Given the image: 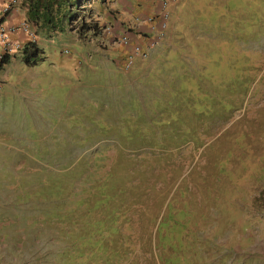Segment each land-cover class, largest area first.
Returning a JSON list of instances; mask_svg holds the SVG:
<instances>
[{
  "label": "rangeland",
  "instance_id": "374dc122",
  "mask_svg": "<svg viewBox=\"0 0 264 264\" xmlns=\"http://www.w3.org/2000/svg\"><path fill=\"white\" fill-rule=\"evenodd\" d=\"M171 7L144 69L115 65L117 41L76 29L41 45L36 64L4 67L0 264H36L54 177L76 166L81 187H105L130 165L158 214L152 225L134 211L124 228L151 236L142 264H264V0ZM165 94L160 113L149 101Z\"/></svg>",
  "mask_w": 264,
  "mask_h": 264
},
{
  "label": "trees",
  "instance_id": "16d2710c",
  "mask_svg": "<svg viewBox=\"0 0 264 264\" xmlns=\"http://www.w3.org/2000/svg\"><path fill=\"white\" fill-rule=\"evenodd\" d=\"M109 1L111 0H22V4L26 6L28 21L44 37L76 29L80 38H86L90 35L97 37L102 32L103 25L93 17L96 13L93 3L104 6ZM125 33L133 39L128 32ZM42 52L36 41L29 40L23 43L21 50L14 56L31 66L41 60ZM12 57L3 55L0 69ZM157 85L159 84H154L155 87ZM167 96L169 97L165 94L164 98L149 101L155 106L154 110L163 113L168 108V102L164 100ZM155 136L156 134L153 137ZM100 159L97 156L96 162L99 163ZM89 163L91 165L90 160ZM85 171L82 170L79 174V169L75 166L67 174V178L54 177V185L51 186L48 197L49 205L44 211L45 220H41V225L49 220L46 216L55 225L48 226L49 232L46 233L42 229L37 237L35 246L40 248L34 252L36 264H142V260L152 258L151 236L140 235L137 242L130 232L124 230L125 227H132L134 211L139 212L138 216L142 218L145 216L147 224L154 225L158 219V214L152 217L145 210L147 206L143 207L145 191L141 188L134 189L144 179L137 182L130 165L126 178L117 172L120 177H113L111 183L104 187L101 180H95V177L86 188L78 183L88 174ZM144 177L147 178V175ZM64 178L66 179L63 180ZM67 194L70 198L68 203L65 202ZM61 195L63 196L60 197ZM145 244L147 247H144Z\"/></svg>",
  "mask_w": 264,
  "mask_h": 264
},
{
  "label": "built area",
  "instance_id": "2783aa9c",
  "mask_svg": "<svg viewBox=\"0 0 264 264\" xmlns=\"http://www.w3.org/2000/svg\"><path fill=\"white\" fill-rule=\"evenodd\" d=\"M179 0H158V8L156 12L139 19L136 17L137 25L146 23L149 27V35L144 42L130 39L127 33L115 34L111 25L106 24L103 27V35L114 37L115 40L124 47H129L126 50L124 57V69H129L136 59H146L149 50L153 48L160 38L164 36V31L167 26L169 9ZM20 0H9L0 7V60L3 55L14 56L21 50L23 43L19 40L12 39V35L18 32H23L28 36L30 41H36V31L31 28V23L27 18L20 20L18 23H4L2 17L9 13L13 8H17ZM34 27V26H33ZM35 29V28H34ZM65 51H67L65 49Z\"/></svg>",
  "mask_w": 264,
  "mask_h": 264
},
{
  "label": "crops",
  "instance_id": "0c3cea01",
  "mask_svg": "<svg viewBox=\"0 0 264 264\" xmlns=\"http://www.w3.org/2000/svg\"><path fill=\"white\" fill-rule=\"evenodd\" d=\"M9 0H0V7L3 6ZM92 4V3H91ZM95 5V4H94ZM158 8V0H111L106 5H95V14L94 18L100 24L110 23L113 24L114 27L117 28V33L128 32L133 40H138L144 42L149 35V27L146 23H142L137 25L135 23L136 17L139 19L146 17L154 12H156ZM173 8V7H171ZM102 11V12H101ZM108 11H112L111 13ZM27 18L26 14V6L22 4V0L17 8H13L7 15L3 17L4 23H18L20 20ZM31 28L35 31L34 25L31 23ZM60 34V32H58ZM57 33V34H58ZM36 42L41 46L49 41H53L56 33H53L49 37H44L40 34V32H36ZM70 35L74 34V31L69 32ZM62 35V34H61ZM74 37V36H73ZM75 38V37H74ZM12 39L19 40L22 43L29 41L28 36L21 32L12 35ZM78 40V38H76ZM120 53H117V58L115 59V65L121 67L123 63V59L125 57L126 50L130 47H124L122 45ZM130 49V48H129ZM90 57V56H89ZM13 60H16L15 56L11 58V63ZM136 69H144L142 66L144 65L142 60L136 59ZM8 63V64H9ZM7 65V64H6ZM5 65V66H6ZM4 66V67H5ZM146 66V65H145ZM4 67L0 69V91L3 87V82L5 80L4 77Z\"/></svg>",
  "mask_w": 264,
  "mask_h": 264
},
{
  "label": "clouds",
  "instance_id": "9594fccd",
  "mask_svg": "<svg viewBox=\"0 0 264 264\" xmlns=\"http://www.w3.org/2000/svg\"><path fill=\"white\" fill-rule=\"evenodd\" d=\"M106 24L111 25L112 28H114L113 24H110V23H103V24H102L103 26H102V32H101V35L104 36V37H106V36L103 35V27H104ZM113 30H114V33H115V34H120V33H116L115 29H113ZM124 33H125V32H124ZM110 38H113L114 41H116L114 37H110ZM134 40H135V39H134ZM132 41H133V39H132ZM118 44H119V43H118ZM119 45H120V44H119ZM139 60H140V59H139Z\"/></svg>",
  "mask_w": 264,
  "mask_h": 264
}]
</instances>
